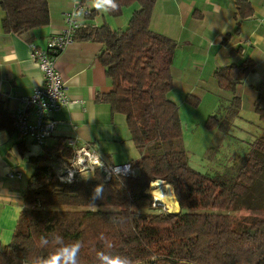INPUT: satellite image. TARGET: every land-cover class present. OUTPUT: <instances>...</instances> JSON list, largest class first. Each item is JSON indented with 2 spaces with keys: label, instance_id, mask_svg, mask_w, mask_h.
Listing matches in <instances>:
<instances>
[{
  "label": "trees",
  "instance_id": "obj_1",
  "mask_svg": "<svg viewBox=\"0 0 264 264\" xmlns=\"http://www.w3.org/2000/svg\"><path fill=\"white\" fill-rule=\"evenodd\" d=\"M113 3L115 7L106 8L112 17L138 4L127 27L112 29L104 23L81 29L76 37L105 45L99 59L112 89L98 99L125 115L131 139L141 151L132 163L138 172L106 180L96 168L61 180L72 149L58 137L42 155L29 159L35 168L11 241L0 246V264H44L77 242V264H102L101 255L119 257L122 264H264V215L256 214L264 213V136L253 142L236 178L227 182L191 168L183 148L156 152L182 136L179 108L167 96L173 87L171 57L177 43L150 29L155 0ZM0 8L6 32L19 34L49 24L47 0H0ZM255 64L249 59L226 65L213 75L221 89L235 93ZM185 101L199 103L191 95ZM241 103L240 96L233 98L235 115ZM255 111L264 123V82L258 86ZM216 124L214 115L205 121L207 128ZM1 130L15 132L12 112L0 94ZM160 180L170 186L178 212L163 210L160 202L152 205L148 191ZM97 187L102 188L98 195ZM242 210L252 215L239 219L234 213Z\"/></svg>",
  "mask_w": 264,
  "mask_h": 264
},
{
  "label": "crops",
  "instance_id": "obj_2",
  "mask_svg": "<svg viewBox=\"0 0 264 264\" xmlns=\"http://www.w3.org/2000/svg\"><path fill=\"white\" fill-rule=\"evenodd\" d=\"M75 1L47 0L49 24L19 34L3 31L4 11L0 8V94L9 111L20 105L18 97L43 85V74L30 56L29 45L44 48L51 35L63 30L64 14ZM85 3L93 10L92 19L96 25L106 23L112 29L127 27L132 12L139 8L137 3H132L123 7L120 16L112 17L106 9L94 7L93 0ZM243 15L247 17L244 19ZM149 27L177 43L171 57L173 87L167 96L178 107L186 104L187 95L197 97L201 102L211 97L212 107L207 116H217L215 111L231 106L233 98L240 96L238 128L248 127L246 117H251V113L254 117L259 116L255 103L258 86L264 82V0H155ZM78 36L59 52L55 60L56 69L68 85L70 99L79 102L50 114L57 121L54 135L40 146L16 132L0 131L1 247L11 241L24 207L23 194L35 168V163L29 159L42 155L44 147L58 137L75 138L79 145H89L108 164H132L141 156L127 129L125 115L113 112L107 102L98 99L112 89L99 59L105 45ZM249 59L256 63L255 70L239 84L237 91L221 89L214 78V70L231 64L240 65ZM219 119L218 124L222 125ZM231 125L233 127L234 122ZM16 172L22 176H9ZM170 197L173 201L169 200L171 204H168L173 212H178L173 194ZM165 200L168 201V197Z\"/></svg>",
  "mask_w": 264,
  "mask_h": 264
},
{
  "label": "built area",
  "instance_id": "obj_3",
  "mask_svg": "<svg viewBox=\"0 0 264 264\" xmlns=\"http://www.w3.org/2000/svg\"><path fill=\"white\" fill-rule=\"evenodd\" d=\"M92 14L93 10L85 2L77 0L64 14L65 28L51 35L44 48L35 44L29 45L30 56L43 74V85L36 87L28 95L18 97L20 105L12 111V118L15 132L31 138L40 146L45 145L55 133L57 121L51 118L50 114L70 103L79 102L70 99L68 85L56 69L55 60L59 52L73 42L78 31L86 27L97 26L93 22ZM65 143L72 149V156L69 165H64L62 169L61 180L70 181L75 175L89 174L96 168L104 173L106 180L117 175L133 177L138 172V169L130 163H106L89 145H79L75 138H67ZM9 176L19 178L22 175L16 172L15 174L9 173ZM153 185L152 182L151 186ZM153 199L152 205H159L160 202L163 210L172 211L164 201H157L154 196Z\"/></svg>",
  "mask_w": 264,
  "mask_h": 264
},
{
  "label": "rangeland",
  "instance_id": "obj_4",
  "mask_svg": "<svg viewBox=\"0 0 264 264\" xmlns=\"http://www.w3.org/2000/svg\"><path fill=\"white\" fill-rule=\"evenodd\" d=\"M99 17L101 18V15H99ZM210 99L211 97H206L203 102L199 100V103L196 106L190 105L186 101V104L179 106L182 136L179 140L177 139L163 143L160 148L156 149V152H165L168 150L183 148L187 152L188 164L191 168L200 173L215 177L217 180H221L222 177V180L225 182L232 181L236 178L235 176H237L244 158L251 153L253 142L260 136H264V123L260 120V114L256 111L259 118L257 116V118L254 117V114L251 113V117H246L248 127L240 129L238 128L240 118L237 119V117L241 112L238 113V115H235L232 112V107L229 106L215 111V113H221L219 117L218 115L215 117L218 120L221 118L222 125L218 124L217 120L216 127L207 128L204 123L207 119L204 118L209 114L208 109L212 107ZM208 117L209 116L206 118ZM233 122L234 126L232 127L231 124ZM219 125L221 126L220 130L219 127H217ZM223 126L225 127L223 128ZM155 184L153 185L154 187L151 186L150 189L153 187L154 191H158L157 197H160L162 201L172 209L171 205L168 204L170 203L169 200L171 202L173 201L170 197V195H172L170 189L167 187L165 188L166 185L163 181L158 182L156 186ZM162 192L166 195H163ZM167 197L168 201L165 200ZM234 214L239 219H242V217L246 215H252V213L245 210ZM256 214L259 216L264 215L262 211H258Z\"/></svg>",
  "mask_w": 264,
  "mask_h": 264
},
{
  "label": "clouds",
  "instance_id": "obj_5",
  "mask_svg": "<svg viewBox=\"0 0 264 264\" xmlns=\"http://www.w3.org/2000/svg\"><path fill=\"white\" fill-rule=\"evenodd\" d=\"M93 6L98 9H106L107 7H115L113 0H93ZM102 188L97 187L95 189V194H99ZM80 249V244L77 242L71 247H64L58 253L52 255L48 258L44 264H77L76 256ZM100 259L102 264H122L119 257L101 255Z\"/></svg>",
  "mask_w": 264,
  "mask_h": 264
},
{
  "label": "bare ground",
  "instance_id": "obj_6",
  "mask_svg": "<svg viewBox=\"0 0 264 264\" xmlns=\"http://www.w3.org/2000/svg\"><path fill=\"white\" fill-rule=\"evenodd\" d=\"M158 182H156V184H157ZM153 184H155V183H153ZM157 192L158 191H152V192H150L149 191V193H151L155 198H156V200L158 201V200H160V201H162V199L160 198V197H157ZM156 194V195H155Z\"/></svg>",
  "mask_w": 264,
  "mask_h": 264
}]
</instances>
